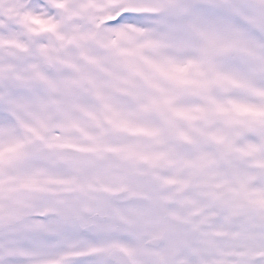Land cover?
<instances>
[{"label":"snow or ice","instance_id":"snow-or-ice-1","mask_svg":"<svg viewBox=\"0 0 264 264\" xmlns=\"http://www.w3.org/2000/svg\"><path fill=\"white\" fill-rule=\"evenodd\" d=\"M0 264H264V0H0Z\"/></svg>","mask_w":264,"mask_h":264}]
</instances>
